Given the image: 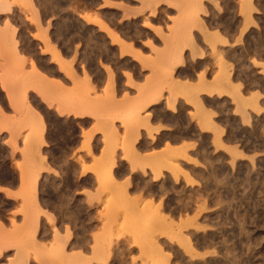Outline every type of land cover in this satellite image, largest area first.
<instances>
[{"label":"rangeland","instance_id":"rangeland-1","mask_svg":"<svg viewBox=\"0 0 264 264\" xmlns=\"http://www.w3.org/2000/svg\"><path fill=\"white\" fill-rule=\"evenodd\" d=\"M0 1L2 2V0ZM7 1L11 2L9 3L10 11L0 13V89L6 93V102H8L7 107L5 100L3 98L2 101L0 100V132L8 133V138L4 137V142H0V186L18 184V192L14 196L8 193L4 194L5 190L0 187V264L22 263L25 260L23 257L20 258L21 253L28 259L32 257L34 260H37L39 256L47 257L45 261H37L36 264H83V261L79 262L83 258H85L83 259L84 264L86 262V264H110L111 257L117 254L116 251L118 252L119 248H122L121 252L124 250L122 255L128 256L131 264H160L161 256L159 259L158 252L156 253L151 248L153 253L149 254L148 252L147 245H150L148 243L151 239L158 246H163L165 254L171 256L169 261L171 264H176L178 260V264H204L207 261L210 262V259H213L212 261L221 259L224 256V251L228 249L230 252H226L227 254L225 253L226 256H224L228 259L231 258L232 251V256L237 254L242 257H239L241 264L245 262L246 264H264V32L258 41L244 39L250 28L254 27L258 33L262 30L251 16L253 12L258 11L254 5L259 0L239 1V13L243 18V24L239 33L235 34L236 37L230 38L228 44L223 42L224 39L217 40L218 38L216 39L211 33L208 36L203 35L201 41L195 37V33L199 34L204 30L208 32L210 28L216 26L206 24L201 17H208L210 14L208 7L220 12L222 9L221 0H118L119 3H115V0H100L102 6H100L99 0H31V4L30 0H6L5 2ZM159 4L168 5L169 12L176 13L175 17H169L170 13L161 8V16H166L167 23L165 25L156 23L159 10L157 5ZM35 5L38 7L37 17L32 11ZM31 6L33 7L31 8ZM108 8L128 10L129 15H141L142 27L140 23L133 25L117 23L116 20L120 12L117 13L114 10L104 13L103 10ZM131 10L133 12L130 13ZM103 16L107 19H104ZM107 20L110 21V24L106 22ZM82 21H85L87 25ZM201 24L204 30L200 28ZM95 27L106 33L110 42L119 46L122 53H131L142 67L150 71V75L143 85L135 84L131 75L125 74L128 77L126 85L130 90L136 91V97H131L129 93H125L121 99L115 97L112 71L115 57L103 45L105 41L96 33ZM142 29L148 30L150 35L145 36ZM153 37L157 41H154ZM118 38L119 41H117ZM14 45L15 48L12 47ZM253 46L257 49L259 47V51L253 52ZM141 47L147 49L149 54L145 55V50L142 51ZM196 51L200 56L206 53L209 57V64L204 68L206 71L204 70L196 76H194L195 71L189 72L192 74L191 78H187L184 83H189L188 80H191L192 83L195 77L196 82L192 83L194 85L219 84L218 79H222L221 75H224L225 67H229L233 85L244 86L242 83L246 82L247 90L243 92L246 97L256 91L260 92V95L262 94V99L257 100L260 102L258 104L261 108L260 113L252 105L247 108L249 115L252 116L248 124L242 123L241 108L237 98H234L235 95L229 94L230 97L228 94L218 97L216 94L214 96L212 94L211 97L203 96L207 110L214 111V120L217 118L215 122H219V119L221 122L218 125L227 126L230 140L224 141L226 144L222 142V145H212L211 135H208L207 132H203V135L199 137V141H204V144H211L215 155L219 156V158L214 156L219 159L217 161L220 162V158L223 161L221 168L218 166L217 169L214 168L216 171L213 169L216 172V178L222 180V184H217L221 185L215 188L214 194L210 193L206 196L205 193L204 195L207 198L203 202L206 207L203 204L204 209L194 219L200 230L189 226L182 233L190 236L195 244H197L198 237L202 239L204 236L208 238L210 235L213 238L212 241L215 242L213 246L216 247L218 256L212 255V247V249L210 247L204 249V247L195 245L199 257H193L181 248L180 250L174 242L173 244L169 241L168 237L172 236L169 231L165 233L163 231L161 235L162 225L159 221L157 222L160 223V228L155 220L153 222L156 225L153 222L149 225L145 223L159 229L158 233L160 234L156 232L157 229L147 228L148 226L146 227L144 223L147 213L143 210L139 211V209H143V204L139 205L140 202L137 198L142 194L134 192V184L129 181L132 180L131 177L134 174L141 175L143 178H152L155 181L164 175L170 176L169 172L162 171L163 173L157 174L153 167L151 168L152 165H155L153 163H157L159 160H155L154 153L158 158L163 152L162 149L158 153L157 151L144 153L139 151L141 159L137 160L134 159L131 152L143 137L153 141L157 131H163L154 128L156 120L154 114L147 111L149 106L161 103V106L166 107V111L169 112L171 107L168 109L170 105H167V101L170 102L176 98L175 105L177 106L179 103L178 109H181L184 115L187 113L186 118L191 125L197 126L196 119L200 116L199 106L188 105L186 101L192 99L191 94L185 92L186 90L182 87L172 86L174 84L171 82V79L180 81L181 77L178 75L177 68L184 67L187 53L196 57ZM104 62L107 64L103 65L107 84L103 92L96 95L92 67L101 66ZM171 69H174L172 75L168 71ZM50 75L53 76V79L48 82L47 77ZM231 98L233 99L231 100ZM130 112L135 114L136 116H133L136 118L130 119L132 116L129 115ZM82 118H85L86 122L78 121ZM146 118H149L148 121ZM89 123L90 127L86 129ZM252 123H256L255 129ZM133 131H137V134L132 135ZM129 133L136 138V141L134 138H130ZM89 138L90 142L87 146L86 141ZM131 139L135 142L133 143ZM199 141L198 143H200ZM192 149L194 148L192 147ZM191 150H187L186 153L188 159L193 162L186 163L182 159L178 160L179 158L175 160H178L177 164L185 170L184 173L201 176L207 169L204 170L205 168L203 169L198 164L199 160ZM152 154L154 158L150 157L149 161L146 160V155L152 156ZM142 155L146 158L143 159ZM7 157H10L12 169L7 168ZM103 158L108 159L109 163L113 158L115 164L112 169L113 174L114 172L126 173L127 177L120 181L119 175L112 174V177L116 176L112 178L114 181L104 179L100 183L98 175L103 168ZM162 159L161 157L160 160ZM69 162L80 168V171L74 175V177L80 176L81 179H84L82 183H79V187L84 188L82 190L84 200L80 203V208L86 209L87 223H89L88 213L92 214L90 223L96 226L90 235H88L89 232H86L85 235L88 239L89 237L92 239V243L71 253H67L66 244L70 243L74 237V231L71 230L70 225H67L65 234H61L59 220L54 214L43 211L42 203L39 200L40 189H45L49 185L48 181L41 180L43 174L49 173L56 176L65 174V177L73 175L71 173L73 171L68 167ZM53 164H57L59 167H55ZM140 168L142 169L140 170ZM62 172L64 173L62 174ZM180 176L177 186L186 187V190H190L187 192L190 193L193 191L202 194L200 192L204 191L202 184L189 186L185 184L184 176ZM227 182L231 185H227ZM119 183H124L121 184L124 192ZM241 183L242 185H240ZM87 187L94 191H89ZM228 190L232 193H229L231 196L234 194L232 197L228 194ZM3 196L6 197V200ZM219 196L226 199L227 202L230 198L234 201L230 199V204L225 205L222 199V202H217L220 201ZM211 197L213 201L210 199ZM192 199L195 201L194 198ZM162 200L164 202L165 198ZM214 200L217 201L214 202ZM64 201V199H58V206L60 207L61 202ZM197 204L200 203L197 202ZM13 207H17V209L10 211ZM225 208L228 209L230 218L233 220L236 218L233 211H238L241 214L240 223L246 221L243 226L233 230L228 224L222 237V234L215 229L218 221L212 224L208 219ZM252 209L255 210L252 211ZM246 210H250V213L245 212ZM193 213L196 211L190 212L191 215L187 216H194ZM20 215H22L23 221L18 224ZM43 216L53 232L50 246L44 249L30 248L31 245H38L36 231L40 227V218ZM52 216H54L53 220ZM244 227L246 228L244 229ZM149 230L154 235L147 233L150 232ZM154 236L157 238H155L156 240ZM253 237L255 240L251 239ZM246 239L249 241H245ZM235 247L237 250L234 249ZM9 249L15 250V255L5 258L4 252ZM219 251L221 252L219 253ZM82 255L83 257H81ZM181 256L183 257L181 258ZM248 261L250 263H247Z\"/></svg>","mask_w":264,"mask_h":264},{"label":"bare ground","instance_id":"bare-ground-1","mask_svg":"<svg viewBox=\"0 0 264 264\" xmlns=\"http://www.w3.org/2000/svg\"><path fill=\"white\" fill-rule=\"evenodd\" d=\"M6 0H2V2L0 1V13L2 14V13H8L9 11H10V9H11V6H10V4L9 3H11V2H5ZM27 1V0H26ZM49 1V0H48ZM58 1V0H57ZM30 4H31V0H30V2H29ZM28 3V4H29ZM49 4V3H48ZM60 4V3H59ZM55 6V5H54ZM33 6H31V8H32ZM45 7V6H44ZM53 7V6H52ZM56 7H58V6H56ZM55 7V8H56ZM51 8V7H50ZM201 8V7H200ZM202 9V8H201ZM37 10H38V7L35 5V7L32 9V11L34 12L33 14H35V16L37 17L38 16V12H37ZM49 10V9H48ZM46 15V14H45ZM217 15V14H216ZM196 19V18H195ZM214 24V23H213ZM224 26H226L227 27V32H231V30H233V26H234V24H232V23H226ZM202 28V27H201ZM206 29V28H205ZM224 31V30H223ZM200 32V31H199ZM220 33V32H219ZM219 33H212L213 35H214V37H216V39L217 40H219V38H221L220 36L221 35H218ZM234 34V33H233ZM208 36V35H207ZM116 37V36H115ZM211 37V36H210ZM121 38V37H120ZM206 38H208V37H206ZM13 40V39H12ZM120 39L118 38V40L117 41H119ZM207 40V39H206ZM210 40V39H209ZM232 41V40H231ZM123 42V41H122ZM224 43H228V41L226 40V39H224V41H223ZM260 43V42H259ZM12 44H14V43H12ZM193 44V43H192ZM242 45V44H241ZM13 48H15V45L14 46H12ZM10 48H11V46H10ZM13 48H12V50H13ZM197 48V47H196ZM241 48V47H240ZM15 50V49H14ZM17 51V50H16ZM26 52V51H25ZM191 52V51H190ZM57 55V54H56ZM246 55V54H245ZM228 57V56H227ZM147 60V59H146ZM204 63V62H203ZM179 66V65H178ZM228 67V66H227ZM231 67V66H230ZM229 68V67H228ZM228 68H226L225 67V72H224V75H221L222 76V79L221 78H217L218 79V83L219 84H212L211 86H210V83L209 84H207V83H204L205 85H201V84H195V85H193V84H190V83H184L183 81V83H180L179 81H177V80H173V79H171L172 81L171 82H173L172 84H174V85H172V86H175L176 88H178V87H182L184 90H186L185 92H188L189 94H191V97H192V99L191 100H187L186 101V103L188 104V105H190V106H199V108H198V112H200L199 113V117H197V119H196V125L197 126H195V125H191V123H190V121L188 120V118H186V117H181V119L180 118H178V117H176V115H173L172 116V118H170L169 120H164L167 124H169L172 128H175L176 130H180V129H183V128H191L192 130H194L193 129V127L192 126H194V127H196V129L198 130V131H166V133L165 134H162V135H160V139L158 140V139H155V141H154V143L153 144H155V145H157L158 146V144L159 143H165L164 145H165V148L163 149V152H161V156H159L158 158H157V155L154 153V155L156 156L155 158V160H158V162L157 163H153V164H155L154 166H155V168H154V166L152 165L151 166V168L153 167V169L156 171V173L157 174H160L162 171H165V172H169L170 173V177H171V182L172 183H174V185H171V187L170 188H168V189H165V184L167 183V181H166V178L165 179H163V177H162V179H163V181L161 182L162 184H163V189H161L160 190V192H161V195H153L152 193H150V189L151 188H149V186L150 185H148V184H145V182H144V187L146 188V189H143L142 191H143V193H141L142 195H138L137 196V198H138V200L136 199V201H138V202H140L139 203V205L142 203L143 204V209L141 208V209H139V211H141V210H143L144 212L146 211V213H147V215H146V218L144 219L145 221H144V223L146 222L148 225H149V223H152L154 220L157 222V221H159V222H161V225H162V228L160 229L161 231H160V233H161V235H162V232L164 231V233L166 232V231H169V234H172V236L170 237L169 236V234H168V238H169V241L170 242H174L176 245V247H179V249L181 248V249H183V251L185 250V252H187V253H189L191 256H198L199 257V254L196 252V246L195 245H197V246H199V247H204V249H208L209 247H210V249H212L213 248V250H212V255L213 256H215V255H217L218 256V252H217V249H215L216 247L215 246H213L212 244H207V238H205V236H204V238H202L201 236V238L202 239H199V237H198V239H196V242H197V244H195V243H193L194 241H192V238H190V236L188 237V236H186V235H184L182 232H183V230L184 229H186V228H188L189 226H191V227H193V229H196V230H200V228L198 227V225L196 226V223L197 222H195V220L194 219H196L197 217H198V214H199V212L201 211V210H203L204 208H203V204L205 205V203H203L204 201H205V199H207L206 198V196H207V193L209 192L210 193V190H211V188L209 187L210 185H209V183L207 184V178H210V177H216V168L214 169V167L215 166H213L212 165V163L211 162H217V160H219V159H217L216 157H214V156H212V157H210V156H207V155H205V154H203L202 155V158H201V160L199 159V158H197V160H199L198 162H196V161H194L195 163H198L199 165L202 163L203 164V166H202V164L200 165V166H202L203 167V169L204 170H206L205 172H207L206 174H205V172L203 173V174H201V176L200 175H198L197 176V174H194V175H196V177H194V175L192 176V175H190V174H188V173H184L183 171H185V170H183V169H181L182 167L179 165V164H177V162L176 161H178V160H184V162L186 161V163L187 162H193L191 159L189 160L188 159V156H187V153H186V151L187 150H191L192 149V147L194 148V149H196V147L197 146H201V149H207V147H209L211 144L212 145H222L221 143L222 142H224V141H227V140H230V136L228 135V128H227V126H221V125H223V124H221V125H218V124H220V120L218 119V121L219 122H215V120L217 119H215L214 120V118H215V114L212 112V110L211 109H209V110H207V107H205V105L206 104H204V98H203V96H207V97H211L212 96V94H213V96H214V94H216L217 95V97L218 96H221V95H227L228 94V96H229V94H233V95H235L236 97H234V98H237V102L239 103V107L241 108L240 109V113L242 114V123H246V124H248L249 122H250V117L252 118V116H250L249 115V112L247 111L248 109V107L249 106H253L254 108H255V110L258 112V113H260V110H261V108H259L260 107V105H258L260 102H257V100L259 99V98H261V95H260V92H255V93H253L252 95H250L249 97H246L245 95H244V91L245 90H247L246 89V82L245 83H242L241 81V83L244 85V86H242V85H233V82H232V79L230 78V69H228ZM173 69H171V71L170 70H168L170 73H171V75H172V71ZM168 71H167V73H166V75L168 74ZM203 71V70H202ZM228 71V72H227ZM38 73V72H37ZM36 73V74H37ZM38 74H40V73H38ZM41 75V74H40ZM40 75H38V76H40ZM179 75V74H178ZM37 76V77H38ZM92 76V75H91ZM195 76V75H194ZM220 76V77H221ZM233 76V75H232ZM238 76V75H237ZM237 76H235V77H237ZM166 77V76H165ZM239 77V76H238ZM41 78V77H40ZM167 78V77H166ZM169 78V77H168ZM233 78V77H232ZM236 79V78H235ZM241 79V78H240ZM244 80H245V78H244ZM150 81V80H149ZM220 81V82H219ZM247 81V80H246ZM148 83V82H147ZM178 85H181V86H178ZM243 87V88H242ZM247 87H250V86H247ZM180 89V88H179ZM248 90H249V88H248ZM148 94V93H147ZM186 94V93H185ZM192 94H194V95H192ZM169 96V95H168ZM202 96V97H201ZM171 97V96H170ZM190 97V96H189ZM190 97V98H191ZM216 97V96H215ZM226 97V96H225ZM230 97V96H229ZM232 97V96H231ZM174 98H175V96H174ZM184 98V97H183ZM228 98V97H227ZM170 99V98H169ZM168 99V100H169ZM233 98H231V100H232ZM262 99V98H261ZM254 100V102H252ZM234 101V100H233ZM264 101V100H263ZM262 101V102H263ZM168 103H167V105L169 106L168 107V109L171 107V109H169L170 111H171V113H174L175 112V110H176V108L178 107V105L176 106L175 105V102H176V98L175 99H173L172 101H167ZM179 102V101H178ZM177 102V103H178ZM235 103V102H234ZM242 106V107H241ZM195 107V108H196ZM165 108V107H164ZM166 109V108H165ZM167 109V110H168ZM183 109V108H182ZM252 109V108H251ZM238 110V109H237ZM239 111V110H238ZM164 112V111H163ZM130 113H132V112H130ZM129 113V115L131 116V118L130 119H133V118H136L135 116V114H130ZM176 113V112H175ZM239 113V114H240ZM240 114V115H241ZM133 115H135V116H133ZM130 116H128V117H130ZM180 116V115H179ZM193 118V117H192ZM128 119V118H127ZM148 119L149 118H146V120L148 121ZM165 119V118H164ZM258 119V118H257ZM252 121V120H251ZM253 121H255L254 119H253ZM253 125V127H254V129L256 128V123H252ZM169 125H168V127H169ZM258 126V125H257ZM134 127H137V126H134ZM242 127V126H241ZM170 128V127H169ZM225 128V129H224ZM261 128V127H260ZM162 129H163V127H162ZM165 129V128H164ZM205 129H207V130H209V131H201V130H205ZM253 129V128H252ZM253 129V130H254ZM190 130V129H189ZM230 131V130H229ZM132 132V131H131ZM203 132H207L208 133V135L210 134L211 135V138H212V141H211V144H204L203 142H201V141H199V137L201 136V135H203ZM112 133H114L113 131H112ZM135 133V134H134ZM137 134V131H133V133H132V135H136ZM131 135V133H129V136ZM131 135V137L130 138H134V140L136 141V138L135 137H133ZM151 135V134H150ZM150 135H149V137H150ZM117 137V136H116ZM138 137V136H137ZM129 138V137H128ZM117 140V139H116ZM132 140V142L134 143L135 141H133V139H131ZM130 140V141H131ZM223 140V141H222ZM152 141V140H151ZM198 141L200 142V143H198ZM89 142H90V138L89 139H87V141H86V144H87V146H88V144H89ZM167 143H169L168 145H167ZM239 143V142H238ZM146 144H148V143H146ZM195 144H196V146H195ZM224 144H226L225 142H224ZM232 144V143H231ZM131 145H132V143H131ZM151 145V144H150ZM86 146V147H87ZM195 146V147H194ZM131 149H132V147H131ZM137 149V148H136ZM136 149H132V155L134 156V159H141V156L139 155V152H137V150ZM155 150V149H154ZM129 151H130V149H129ZM143 151V150H142ZM208 151H210V150H208ZM165 152H167L166 154H165ZM169 152V153H168ZM188 152V151H187ZM158 153V152H157ZM163 153V154H162ZM241 154V153H240ZM62 155V154H61ZM154 155L152 154V156L151 155H146L147 156V158H146V156H143L142 155V158L143 159H145L146 158V160L148 159V161L152 158H154ZM160 155V154H159ZM209 155V154H208ZM210 155H212V154H210ZM164 156V157H163ZM145 157V158H144ZM151 157V158H150ZM163 158L162 160H160V158ZM150 158V159H149ZM179 158V159H178ZM219 158V157H218ZM106 159V158H105ZM104 158H103V162H102V167L103 168H101V170H100V174L98 175L99 176V181H100V183H102L103 181H104V179H109L110 181L111 180H113L112 178H114V177H112V169H113V167H114V160H113V158H111L110 159V163H109V161H107L108 159H106L105 160ZM175 159H178V160H175ZM42 160H44V159H42ZM154 160V161H155ZM139 161V160H138ZM201 162V163H200ZM219 162V161H218ZM222 162L223 161H221V159H220V162H219V166H222ZM195 163H191V164H195ZM190 164V163H189ZM215 164V163H214ZM135 165V164H134ZM133 165V166H134ZM210 165V166H209ZM196 166V165H195ZM204 166H206V167H204ZM140 167H143V166H140ZM62 168V167H61ZM133 168V167H132ZM131 168V169H132ZM223 168V167H222ZM142 168H140V170H141ZM144 169V168H143ZM191 169V168H190ZM213 169L215 170V171H213ZM219 169V168H218ZM137 170V169H136ZM192 170V169H191ZM203 170V171H204ZM114 172V171H113ZM193 173H195L194 171H192ZM163 173V172H162ZM168 173V174H169ZM199 173V172H198ZM114 175V174H113ZM179 175H181L183 178H184V182H185V184H188L189 186H192V185H195V186H198V185H200V182H198V180L200 181H202V179L203 180H205V182L204 183H202V185H203V188L202 189H204V191H200L202 194H197L196 192L194 193L193 191H192V193H194V194H192V193H190V192H187L188 190H186V188L185 189H179V186H177L176 184H178V178H179ZM223 175V174H222ZM72 176V175H71ZM165 176V175H164ZM180 176V177H181ZM68 177V176H67ZM155 177H157V176H155ZM244 177V176H243ZM59 178V177H58ZM224 178V177H223ZM228 179V178H227ZM215 180V179H214ZM226 180V179H225ZM65 181V180H64ZM114 181V180H113ZM170 181V180H169ZM208 181H210V180H208ZM221 181V180H220ZM220 181H218L217 182V180L216 181H213V191L215 192V188L217 187V186H219V185H221L222 183L220 182ZM224 181V180H223ZM230 182V181H229ZM229 182H227L228 184L227 185H231ZM243 182V181H242ZM246 182H247V180H246ZM149 183V182H148ZM158 183H160V182H158ZM218 183H221V184H219V185H217ZM225 183V182H224ZM232 183V182H231ZM245 183V182H244ZM243 183V184H244ZM121 184H124V183H119V185H120V187L122 186V189H123V185H121ZM127 184V182L125 183V185ZM155 184V183H154ZM182 184V183H181ZM233 184H235V183H233ZM116 185V184H115ZM125 185H124V187H125ZM143 185V184H142ZM153 185V184H152ZM201 185V186H202ZM238 185V184H237ZM240 185H242V183L240 184ZM118 186V185H117ZM116 186V187H117ZM127 186V185H126ZM167 186H168V184H167ZM170 186V185H169ZM233 186V185H232ZM227 187V186H226ZM243 187V186H242ZM118 188V187H117ZM188 188V187H187ZM220 188H222L221 186H220ZM197 189V188H196ZM196 189H195V191H196ZM120 190V189H119ZM157 190H159V189H157ZM194 190V189H193ZM198 190V189H197ZM220 190V189H219ZM243 190V189H242ZM190 191V190H189ZM212 191V190H211ZM212 191V192H213ZM229 192H228V194L230 193V190H228ZM244 191V190H243ZM123 192H124V189H123ZM135 192V191H134ZM158 192V191H157ZM169 192H173V193H176L177 194V196L175 197L179 202H180V200H181V203H180V205L179 206H177V210H178V212H180V214H179V217L177 216V219L175 218V212L177 211H175V212H172V211H170V209H168L169 207H170V205H169V199H170V197L169 196H167L168 195V193ZM218 192V191H217ZM140 193V192H139ZM205 193H206V196H204L205 195ZM234 193V192H233ZM158 194V193H157ZM160 194V193H159ZM165 194H166V197H164L165 196ZM224 194V193H223ZM230 194H232V193H230ZM229 194V195H230ZM118 195V194H117ZM121 195H123V194H121ZM126 195V194H125ZM124 195V196H125ZM234 195V194H233ZM232 195V196H233ZM240 195H243V194H240ZM245 195V194H244ZM192 196H194V197H192ZM231 196V195H230ZM231 196V197H232ZM68 197V196H67ZM70 197V196H69ZM120 197V196H119ZM126 197H128V196H126ZM66 198V197H65ZM65 198H62V199H64L65 201L64 202H61L63 205L65 204H69V203H67V200L65 199ZM130 198V197H129ZM142 199V200H140V199ZM163 198H165V201L163 202ZM172 198V197H171ZM192 198H194L195 199V201H193V199ZM251 198V197H250ZM68 199V198H67ZM121 199V198H120ZM123 199H125L124 197H123ZM216 199V198H215ZM218 199H220V201L218 200H216L217 202H222V197L221 196H219L218 197ZM231 199V198H230ZM228 199L229 200V202H227V200H225V205H228V203L230 204V201L231 200H233V199ZM244 199V197L242 198V200ZM40 200V199H39ZM134 200V199H133ZM162 200V201H161ZM173 200H174V198H173ZM224 200V199H223ZM58 201V200H57ZM57 201H56V203H57ZM123 201H125V200H123ZM144 201H146V202H144ZM212 201H213V199H212ZM215 200H214V202H216ZM234 201V200H233ZM232 201V202H233ZM239 201V200H238ZM55 202V201H54ZM68 202H69V199H68ZM144 202V203H143ZM177 202V201H176ZM197 202H199L200 204L198 205L197 204ZM38 203V202H37ZM76 203V202H75ZM120 203H121V201H120ZM133 203H134V201H133ZM175 203V202H174ZM60 204V203H59ZM234 204V203H233ZM51 205V204H50ZM53 205V204H52ZM56 205H58V204H56ZM61 205V204H60ZM64 205V206H65ZM70 205V204H69ZM69 205H67L68 207H72V206H69ZM72 205V204H71ZM73 205H75V204H73ZM136 205V204H135ZM194 207H193V206ZM198 205V206H197ZM216 205V204H215ZM223 205V204H222ZM63 206V207H64ZM79 206V205H78ZM44 207V206H43ZM60 207H62V206H60ZM60 207H58V208H60ZM74 207V206H73ZM72 207V208H73ZM118 208H119V206H117ZM138 207H140V206H138ZM205 207H206V205H205ZM226 207H228V206H226ZM229 207H230V205H229ZM240 207V206H239ZM52 208V207H51ZM53 208H55V206L53 207ZM76 208V207H75ZM172 208V207H171ZM61 209V208H60ZM66 209H67V207H66ZM69 209V208H68ZM71 209V208H70ZM168 209V211H170V212H166V210ZM175 209V208H174ZM194 210V212L196 211V213H193L194 214V216H191V217H188L187 215H185L186 213H187V211H189V210ZM231 209V208H230ZM59 210V209H58ZM65 210V208L63 209V211ZM115 210V209H114ZM126 210V209H125ZM220 210V209H219ZM251 210V209H250ZM250 210H246L245 212H249ZM253 210H255V209H252V211ZM61 211V210H60ZM62 211V212H63ZM78 211H79V209H78ZM183 211H185L184 213H183ZM65 212V211H64ZM71 212H74V214H76V210L75 209H72V211ZM142 212V211H141ZM140 212V213H141ZM193 212V211H192ZM222 212V211H221ZM234 212V215H236V218H235V220L236 221H234V223H232V224H234L235 225V227L237 228H240V226L242 225L243 226V223H245V221L244 222H242V223H240V221H239V219L238 218H240V216L238 217V213L237 212H235V211H233ZM67 213H69V212H67ZM66 212H65V214H67ZM78 213V212H77ZM145 213V214H146ZM250 213V212H249ZM255 213V212H254ZM64 214V213H63ZM71 214V213H70ZM70 214H68L67 216L70 218ZM89 214V213H88ZM184 216H183V215ZM188 214V213H187ZM222 214V213H221ZM79 215V214H78ZM143 215V214H142ZM243 215V214H242ZM245 215V214H244ZM243 215V216H244ZM51 216V215H50ZM74 216V215H73ZM110 216V215H109ZM183 216V217H182ZM223 216V215H222ZM53 217L54 216H52L51 217V219L53 220ZM75 217H76V215H75ZM219 217V216H218ZM217 217V218H218ZM68 218V219H69ZM73 219H74V217H72ZM111 218V217H110ZM244 218V217H243ZM77 219V218H76ZM223 219V218H222ZM51 220V221H52ZM70 220V219H69ZM68 220V221H69ZM78 220V219H77ZM111 220V219H110ZM71 221V220H70ZM91 221V220H90ZM177 221V222H176ZM193 221V222H192ZM226 221V220H225ZM247 221H248V216H247ZM53 222V221H52ZM195 222V223H194ZM146 223H145V225H146ZM154 223V225H156L155 224V222H153ZM158 223V222H157ZM223 223V222H222ZM227 223V222H226ZM225 223V224H226ZM159 225H160V223H158ZM219 224V223H218ZM229 224V223H228ZM227 224V225H228ZM231 224V225H232ZM81 225V224H80ZM148 225H146V227L148 226ZM151 225V224H150ZM161 225L158 227V228H160L161 227ZM205 225V224H204ZM221 227H223L224 226V224H219ZM218 225V226H219ZM226 225V226H227ZM246 225V224H245ZM244 225V226H245ZM217 226V225H216ZM150 227V228H149ZM225 227V226H224ZM228 227V226H227ZM147 228H149V229H157V228H153V227H151V226H148ZM219 227H217V229H218ZM242 228V227H241ZM246 227H244V229H245ZM248 228V227H247ZM202 229V228H201ZM244 229H241V230H243L244 231ZM36 230V229H35ZM154 230V231H155ZM206 230V229H205ZM220 230V229H219ZM218 230V231H219ZM82 231V230H81ZM150 231V230H149ZM158 231H159V229H157L156 230V232L158 233ZM248 231V230H247ZM147 232V231H146ZM145 232V233H146ZM185 232V231H184ZM221 233H223L222 231H220ZM239 232H240V230H239ZM147 233H150L151 234V231L150 232H147ZM152 233H153V231H152ZM160 233H158V234H160ZM163 233V234H164ZM207 233V232H206ZM228 233H230V232H228ZM244 233V232H243ZM156 234V233H155ZM151 235H154V233L153 234H151ZM232 235V234H231ZM240 235V234H239ZM247 235V234H246ZM245 235V236H246ZM164 236H165V234H164ZM167 236V235H166ZM214 236V235H213ZM253 236V235H252ZM223 237V236H222ZM246 237H248V235L246 236ZM149 238V237H148ZM148 238H144V239H148ZM156 237L154 236V239H155ZM195 238H196V236H195ZM238 238V237H237ZM157 239V238H156ZM155 239V240H156ZM166 239V238H165ZM211 239V238H210ZM240 239V238H239ZM251 239H254V237L253 238H251ZM128 240V239H127ZM249 241V239H246L245 241ZM255 240V239H254ZM137 241V240H136ZM149 241V240H148ZM237 241H239V240H237ZM79 242V241H78ZM82 242H84V241H82ZM81 242V244H83L84 245V243H82ZM227 242V241H226ZM120 243V242H119ZM171 243V244H172ZM173 243V244H174ZM224 243V242H223ZM242 243V242H241ZM245 243V242H244ZM247 243V242H246ZM254 243V242H253ZM114 244V243H113ZM148 244H150V245H147V247H149L148 248V252H149V254H152L153 252L151 251V250H154V251H156V253L158 252V254H159V256H158V258L161 256V262H159L160 264H171V262H169L170 261V255H168V254H165L166 252H164L163 251V246L161 247V246H158L157 244H156V242L153 240V239H151L150 241H149V243ZM221 244V243H220ZM228 245V244H227ZM247 245V244H246ZM76 246V245H75ZM224 246V245H223ZM226 246V245H225ZM116 247V246H115ZM206 247V248H205ZM212 247V248H211ZM73 248V247H72ZM150 248H151V250H150ZM237 247H235L234 249H236ZM77 249V248H76ZM107 249V248H106ZM180 249V250H181ZM215 249V250H214ZM119 251H120V248L118 249ZM220 250V249H219ZM224 250H226V249H224ZM231 250H232V248H231ZM237 250V249H236ZM117 252L116 251V253H117V255H120V256H123L122 255V252L124 251H120V252ZM243 251V250H242ZM103 252V251H102ZM184 252V253H185ZM221 251H219V253H220ZM223 252V251H222ZM225 253L227 252H230V250L228 249L227 251H224ZM241 252V251H240ZM84 253V252H83ZM186 253V254H187ZM211 253V252H210ZM224 253V256H226V254ZM235 253V252H234ZM245 253H246V251H245ZM103 254V253H102ZM107 254H108V252H107ZM111 254V253H110ZM115 254V253H114ZM179 254H181V253H179ZM156 255V254H155ZM157 256V255H156ZM204 256V255H203ZM222 256V255H221ZM224 256H222V258L221 259H219V260H214V261H212L211 259H210V262H208L207 261V263L206 264H241V261H240V258H242L241 256H237V254H235V255H233L232 256V251H231V258H226V257H224ZM67 257V256H66ZM71 257V256H70ZM81 257H83V255L81 256ZM183 256H181V258H182ZM240 257V258H239ZM112 258V257H111ZM127 258V257H126ZM175 258V257H174ZM189 258H191V257H189ZM210 258V257H209ZM218 258V257H217ZM216 258V259H217ZM245 258H247V257H245ZM244 258V259H245ZM78 259V258H77ZM83 259H85V258H83ZM83 259H80L79 260V262L80 261H83V264H84V260ZM90 259V258H89ZM145 259V258H144ZM160 259V258H159ZM179 259V258H178ZM192 259V258H191ZM196 259V258H195ZM198 259V258H197ZM22 260V259H21ZM24 260V259H23ZM26 260V259H25ZM71 260H73V259H71ZM189 260V259H188ZM220 260H223L222 262L220 261ZM176 261V260H175ZM179 261V260H178ZM178 261H176L177 263L176 264H178L179 262ZM183 261V260H182ZM206 261V260H205ZM244 261V260H243ZM247 261V260H246ZM20 262V261H19ZM22 262V261H21ZM75 262V261H74ZM73 262V263H74ZM78 262V261H77ZM76 262V263H77ZM173 262V261H172ZM189 262V261H188ZM187 262V263H188ZM202 262V261H201ZM82 263V262H81ZM87 263V262H86ZM85 263V264H86ZM180 263H181V259H180ZM183 263V262H182ZM197 263V262H196ZM204 263V264H205ZM247 263H250L249 261L247 262ZM252 263V262H251ZM12 264H25L24 263V261L22 262V263H18V262H13ZM88 264H90V263H88ZM186 264V263H185ZM189 264H191V263H189ZM203 264V263H202ZM243 264V263H242ZM244 264H246V262L244 263ZM253 264V263H252ZM255 264V263H254Z\"/></svg>","mask_w":264,"mask_h":264},{"label":"crops","instance_id":"crops-1","mask_svg":"<svg viewBox=\"0 0 264 264\" xmlns=\"http://www.w3.org/2000/svg\"><path fill=\"white\" fill-rule=\"evenodd\" d=\"M239 1L240 0H236V1L221 0L220 6L222 7V9L220 12H218V11L216 12L211 7H208L210 14L208 15V17L202 16L201 18L203 21H205L206 24H211V25H216V26L210 28V30H208V32H207L206 30H204V27L201 24L200 28L202 27V30H204V31L200 32L199 34L195 33L196 39L201 41L203 35H208L209 33L214 34V33H219V32L220 33L218 35H221L220 36L221 39L222 40L226 39L228 41V43H229L230 38L236 37V35L239 33L241 25L243 24V18L241 17V15L239 13V11H240ZM114 2L119 3L118 0H115ZM99 4H100V6H102V1L99 0ZM204 5H206V4H204ZM157 6H158L159 10H158V13L156 16V23L158 25H162V24L165 25V23H167L166 16H161V8H163L165 12H169L168 5L159 4ZM254 6L258 11L253 12L251 14V16L253 17L254 21H256L258 23L259 27L262 30H260V32L258 33L256 31V29L254 27H252L249 29V31H248L247 35H245L244 39L249 38V39H254L255 41H258L262 38V33L264 32L263 31V29H264V0H259L258 2H255ZM114 10L117 11V13L120 12L118 17H117V20H116L117 23H125V24L130 23L131 25L136 24V23H140L141 27H142L143 20H142V17H140L141 15H133V14L129 15L128 10H124V9L120 10V9H116V8L104 9L103 12L107 13L108 11H114ZM131 12H133V10H131L130 13ZM146 14L148 15V12ZM175 14L173 12V14L170 13L168 16L169 17H175L176 16ZM103 18L107 19L104 16H103ZM106 22L110 24V21L107 20ZM229 22L234 24L233 30H231L230 33L227 32V27L224 26L226 23H229ZM82 23L87 25V23L85 21H82ZM95 31L98 35L103 37V40L105 41L103 45H105V47H107L109 49V51H111V54L115 57V62H114L113 67H112V71L114 74L113 90L115 93V97L117 99H121L125 93H129L131 97H136L137 96L136 91H133L132 89L130 90L126 85L128 82V77L125 74L131 75L133 82L135 84L143 85V84H145L146 78L149 77L150 71L148 69H146L145 67H142L138 63V61H136L134 59V57L132 56L131 53H122L120 51L119 46L114 45L110 42L106 33H104L103 31H100L96 27H95ZM142 31H143L142 33L145 36L150 35V32L148 30L142 29ZM213 34H212V36H214ZM152 39L154 41H157L156 38H154V37ZM29 41H32V39H29ZM144 41H146V40H144ZM228 43H226V44H228ZM141 50L142 51L145 50V55L149 54L147 49H144L143 47H141ZM204 50H206V48H204ZM248 50H249V48H248ZM256 50L259 51V47L257 49V47L253 46L252 51L255 52ZM196 52H197L196 57H193V55L191 53H187V56L185 58L186 61H185L184 67L177 68V72L181 77L180 81L178 80L180 83H182V81L185 82L187 78L188 79L191 78L192 74H190L189 72L195 71V76H196L199 73H201L202 70L206 71V69H204V68H206V66L209 64V57L206 55V53H205V55L200 56L198 51H196ZM101 54L102 53L100 52V56H101ZM227 56L228 55H226V57ZM103 65L105 66L107 64H105V62H104L101 66L96 65L95 67H92V69H93L92 71H93V75H94L93 84H94V90H95L96 95L101 94L103 92L106 84H107V77H106L105 71H104L105 67ZM173 71H174V69H173ZM52 79H53L52 75L47 77L48 82H49V80H52ZM193 79L194 80L192 83L196 82V78L194 77ZM190 81L191 80H188L187 82L191 83ZM29 95H31L30 92H29ZM2 98H3V100H5V106L8 107V102H6V93L4 91H2V89H0V100L1 101H2ZM3 103H4V101H3ZM179 106H180V104L178 103V107ZM178 107L176 108V110L178 109ZM165 108L161 106V103L152 104L151 106H149L147 108V111H151L154 114V118L156 120L154 122V128H156V129L159 128L161 130L162 127H165V129L167 127L166 130L163 128L162 129L163 131H157V133L154 137V140L160 138V135L165 134L166 131H169L170 129H172V127L169 124H167L168 122L166 123L159 116L160 113H162L164 111V113H166L168 116H173L176 114H183L182 113L183 111L181 109H178L177 111L175 110L176 113L175 112L171 113L170 110L168 112V111H166ZM186 114L187 113H185V115ZM9 115L11 116L12 114L10 113ZM185 117H187V115ZM61 119H64V118H61ZM85 120H86L85 118L78 119V121H80V122L81 121L86 122ZM168 125L170 128L168 127ZM89 127H90V123L88 124L86 129H89ZM159 129H157V130H159ZM4 137L8 138V133L5 131H1L0 132V142H2V141L4 142ZM154 140L151 141L150 139L148 140V138L146 139V137H143L141 142L138 144L139 145H145L146 143L150 144V143H154ZM156 148H159V147L157 146ZM142 150L146 151L145 149H142ZM54 166L59 167V165H57V164H55ZM68 167H70L71 168L70 170L73 171V172H71V173H73V175L71 174L73 176V178L71 175H67L68 177L67 176L65 177V174H63L64 172H62V174H63L62 176H56L54 174H49V173L43 174V177L41 178V180H45L46 182L48 181L49 185L46 186L45 189H43V188L40 189V191H39L40 192V198L39 199L42 203L41 204L42 210L48 214H51V213L54 214L55 217L57 218V220H59L60 233L61 234H65V232H66L65 228L67 225L68 226L70 225L71 230L74 231V237L72 238L70 243L66 244L67 253H71V252L77 251L80 247H85V246H88L92 243V239H90V237L88 239L85 235H86V232H89L88 235H90V233L95 230L94 227H96V226H94V227L91 226L89 228H86L84 226V223L86 221L88 222V220H83V221L81 220L80 203H82V201L84 200L82 198V190L84 188L83 187L80 188L79 183H82V181L84 179H81L80 176L74 177L76 172L80 171L79 167H76L72 162L68 163ZM7 168L8 169L13 168L10 157L9 158L7 157ZM119 176L121 177L120 181H123L127 177L126 173H122ZM137 177H142V176L134 174V175H132L131 179L133 181H135ZM0 187L5 190L4 194L8 193V194H11L14 196L18 192V184L17 185L15 184V186L3 184ZM87 189L91 192L94 191L90 187H87ZM3 198L6 200V197L3 196ZM62 198H65L67 200V203H69L70 205L64 204L65 205L64 206L62 204L61 205L62 207H60L61 208L60 209V208H58L59 206L56 205L58 203V202L56 203V201L58 199H62ZM67 198L69 199V202H68ZM73 204H75V205H73ZM67 205L72 206V207L74 206V207L73 208L68 207ZM54 206H55V208H53ZM66 207H67V209H66ZM64 208H65L64 211L66 213L67 212H69V213L65 214V212L63 211ZM15 209H17V207L11 208L10 211H14ZM72 209H75L78 213L76 212V214H74V212H71ZM78 209H79V211H78ZM68 214H70V218L68 217L69 216ZM75 215H76V217H75ZM88 215H89V224L93 225V223H90L91 222L90 220H92L91 219L92 214L89 213ZM72 217H74V219ZM22 221H23L22 215H20V217L18 218V224H21ZM36 234H37V244L38 245H31L30 248H33V247H35V248L38 247V248H42V249L48 248L50 246L51 241H52L51 239H52L53 232H52V229L50 228V226L47 224V221L44 218V216L40 218V227H39V229H37ZM82 241H84V242H82ZM81 242L84 243V245L81 244ZM13 255H15V250H13V249H9V250H6L4 252L5 258L13 257ZM19 256H20V258L23 257L24 260L28 259L23 253H21ZM46 258H47L46 256H39V258L37 260H34L31 257L30 259L25 260L24 262L26 264L27 263L28 264H36L37 261L43 262L46 260Z\"/></svg>","mask_w":264,"mask_h":264},{"label":"flooded vegetation","instance_id":"flooded-vegetation-1","mask_svg":"<svg viewBox=\"0 0 264 264\" xmlns=\"http://www.w3.org/2000/svg\"><path fill=\"white\" fill-rule=\"evenodd\" d=\"M180 115V116H179ZM159 116L163 119V120H169L170 118H172V116H168L166 113H164V112H162V113H160L159 114ZM186 115H184V114H176V117H178V118H180L181 119V117H185ZM165 118V119H164ZM193 127V129L194 130H192L191 128H183V129H180V130H176L175 128H172V129H170L169 131H198L197 129H196V127H194V126H192ZM190 129V130H189ZM160 138H158V140H159ZM151 144V145H150ZM150 144H145V145H136V147L134 146V149H136L138 152L139 151H142V149H145L146 151H144L143 150V152H141V153H144V152H152V151H157V152H160V151H162L164 148H165V143H159L158 144V147L159 148H156L157 147V145H155V144H153V143H150ZM155 149V150H154ZM162 149V150H161ZM208 150H210V151H208ZM191 151H194V155H195V157H197V158H199L200 160H201V158H202V155L203 154H205V155H207V156H210V157H212V156H216V157H219V156H217V155H215V151H214V149H213V147L212 146H209V147H207V149H201V146H197L196 147V149H192ZM209 154V155H208ZM210 154H212V155H210ZM221 159V158H220ZM212 163V165L213 166H215L214 168H216L217 169V167L219 166V162L217 161H213V162H211ZM215 163V164H214ZM201 165V164H200ZM202 166H203V164H202ZM210 166V165H209ZM200 167V166H199ZM220 168H221V166H219ZM114 174L116 175V176H118V175H120L119 173H116V172H114ZM115 176V177H116ZM166 178V181H167V183L165 184V189H168V188H170L171 187V185H174V183H172L171 182V177L169 176V175H165V176H163V179H165ZM162 179V178H161ZM161 179H158V181H155V180H153L152 178H143V177H137L136 178V180L135 181H133V180H129L132 184H134V189H135V192L136 193H143V189H146L145 187H144V182H145V184H148V185H150L149 186V188H151L150 189V193H152L153 195H161V192H160V190L161 189H163V184L161 183L162 181H163V179L161 180ZM215 179V180H214ZM170 180V181H169ZM208 180H210V181H208ZM217 180V182L218 181H220V180H218L216 177H210V178H207V184L209 183V187L211 188V190L213 191V181H216ZM222 181V180H221ZM220 181V182H221ZM149 182V183H148ZM158 182H160V183H158ZM198 182H200V184H202V183H204L205 182V180H203L202 179V181L200 180H198ZM155 183V184H154ZM143 184V185H142ZM153 184V185H152ZM167 184H168V186H167ZM225 184H226V182H225ZM170 185V186H169ZM133 187H132V189H133ZM186 187H184V186H179V189L181 190V189H185ZM134 189H133V191H134ZM157 189H159V190H157ZM210 190V193H215V192H212ZM158 191V192H157ZM158 193V194H157ZM160 193V194H159ZM209 192L207 193V194H210ZM167 196H169L170 197V199H169V205H170V207L168 208V209H170V211H172V212H175L176 210H177V206H179L180 205V203H181V200H180V202L175 198L176 196H177V194L176 193H173V192H169L168 193V195ZM164 197H166V194H165V196ZM172 197V198H171ZM213 197V196H212ZM212 197L210 198V199H212ZM173 198H174V200H173ZM223 200V199H222ZM226 200V199H225ZM225 200H224V203H225ZM177 201V202H176ZM175 202V203H174ZM172 207V208H171ZM175 208V209H174ZM168 209L166 210V212H170V211H168ZM80 217H81V220L83 221V220H87L88 218H87V213H86V209H84V207H81L80 208ZM194 212V210L192 209V210H189V211H187V213L185 214V215H191L190 214V212ZM222 211V212H221ZM185 211H183V213H184ZM237 213H238V211H236ZM180 214V212H178V210L175 212V218L177 219V216L179 217V214ZM222 213V214H221ZM234 214V213H233ZM183 215V214H182ZM223 215V216H222ZM184 216V215H183ZM219 216V217H218ZM239 216H241V214H239L238 213V217ZM218 217V218H217ZM223 218V219H222ZM239 220L241 219V217L240 218H238ZM226 220V221H225ZM234 220H235V218H234ZM208 221L210 222V223H212L213 224V222H217L216 223V227H215V229H216V231H218L219 229V231L218 232H220V231H225V228L227 227L226 225L229 223V226H231V229L233 230L234 228H236L235 227V225L234 224H232V223H234V221H233V219L232 218H230V215H229V213H228V209L227 208H225V209H221L220 210V212H218V214H215L214 216H212V217H210L209 219H208ZM236 221V220H235ZM223 222V223H222ZM227 222V223H226ZM224 224V226L223 227H221L219 224ZM226 223V224H225ZM232 224V225H231ZM219 225V226H218ZM84 226L86 227V228H89V227H94L95 225H90L89 223H87V221L84 223ZM217 227H219L218 229H217ZM237 229H238V227H237ZM221 233V232H220ZM222 235L221 236H223V233H221ZM227 236V235H226ZM225 236V237H226ZM211 236L210 235H208V238H207V244H212L213 245V243H215L214 241H212L213 240V238H211ZM120 249H122V248H120ZM121 251V250H120ZM127 257V258H126ZM110 264H131V262H130V259H129V257L128 256H126V255H123V256H120V255H117V254H115V255H113V257H112V260L110 261Z\"/></svg>","mask_w":264,"mask_h":264}]
</instances>
